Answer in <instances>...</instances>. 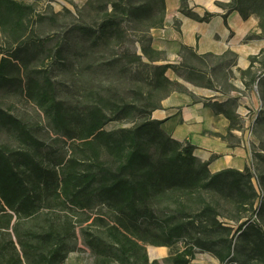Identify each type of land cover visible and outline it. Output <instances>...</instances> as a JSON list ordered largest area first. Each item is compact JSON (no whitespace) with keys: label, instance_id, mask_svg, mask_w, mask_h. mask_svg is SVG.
Here are the masks:
<instances>
[{"label":"trees","instance_id":"trees-1","mask_svg":"<svg viewBox=\"0 0 264 264\" xmlns=\"http://www.w3.org/2000/svg\"><path fill=\"white\" fill-rule=\"evenodd\" d=\"M28 1L0 0V35L11 42L8 48L0 45V97L21 92L44 114L51 131L65 140L55 142L69 146L60 154L34 127L0 105V127L12 130L21 144L0 146V264H65L76 248L72 243L77 225L73 216L61 221L44 212L54 208L84 215L105 211L86 227L92 216L79 223L95 264H160L149 261L147 246L168 248L169 264H192L197 252L209 253L220 264H264V226L259 222H264V172L257 176L254 158L243 171L212 174L209 163L194 155L192 144L175 140L163 130L162 121L152 118L166 97L186 92L167 77L168 70L197 87L221 91L206 71L188 62L198 60L208 68V60L215 58V68L226 73L236 65L235 56H199L183 47L181 64H159L165 54L152 48L150 33L165 26L166 0H89L82 10L76 9L80 21L73 33L83 46L79 58L99 53L107 69L143 63L150 72L131 98L92 89L77 102H67L43 70L48 64H65L63 48L69 41L47 49L48 39L27 37L35 15ZM187 1L181 6L186 17L209 22L214 16H199L188 9ZM224 9V19L232 12L244 20L257 16L261 34L246 40L264 39V0H231ZM130 31L140 34L145 64L141 55L118 51L131 43ZM230 56L233 63L227 62ZM260 65L264 67V49L242 72V79L250 78L244 81L247 88L260 82L255 70ZM198 79L203 82L196 84ZM239 98L209 100L205 105L229 119L230 130L240 129ZM255 120L253 127L257 124L262 130L264 113ZM113 122L133 125L106 130Z\"/></svg>","mask_w":264,"mask_h":264},{"label":"crops","instance_id":"crops-1","mask_svg":"<svg viewBox=\"0 0 264 264\" xmlns=\"http://www.w3.org/2000/svg\"><path fill=\"white\" fill-rule=\"evenodd\" d=\"M230 2L188 0L187 7L192 12L199 16L207 12L214 15L209 22H197L181 13L182 0H166L165 26L150 33L152 48L165 54V60L159 64H181L183 47L192 49L199 56L230 53L236 58V65L229 68V74L233 77L227 80L231 87L228 91L196 87L168 70L167 77L182 84L186 92H173L161 102V108L152 113L153 119L163 122L162 128L168 135L195 147L194 155L202 162L209 163L212 174L226 169L243 171L250 166L252 151L246 140L254 143L253 134L250 136L249 133L250 126L260 109V102L242 79V72L250 66V58L264 49V39L246 40L251 34H261L259 18L253 15L244 20L238 12H232L224 19V6ZM239 75L241 80L237 81ZM236 94L240 97L236 114L241 128L230 130V120L216 114L205 104L209 100L226 102ZM248 112L249 116H246ZM166 249L161 248V256L166 254Z\"/></svg>","mask_w":264,"mask_h":264},{"label":"rangeland","instance_id":"rangeland-1","mask_svg":"<svg viewBox=\"0 0 264 264\" xmlns=\"http://www.w3.org/2000/svg\"><path fill=\"white\" fill-rule=\"evenodd\" d=\"M89 0H29L28 2L33 4L35 7L34 21L30 24V31L27 37H32L33 40H45L48 39L49 43L46 46L47 49H54L53 45L59 41L67 40L64 45L63 51L67 59L65 64H48L46 69L42 65H37L43 72L49 73L52 79L56 82L57 88L59 89L58 96L66 100L67 102H77L81 99L83 93H87L92 89H98L106 94L118 93L121 96L132 97L135 90H137L141 84V79H146L147 74L150 70L143 65V63H135L129 65L128 68H105L103 65V57L101 54L89 53L85 60L79 58V52L82 51L83 46L81 45L79 39L73 33V27L80 21L78 16L77 8L81 9ZM67 10V11H66ZM42 16L40 19L38 16ZM93 16V14H92ZM91 16L87 17L85 21H90ZM130 44L125 49H118L119 53L130 51L133 55H142L140 43L138 41L139 35L135 32H129ZM11 42L9 38L0 35V45L8 48ZM51 51L50 55H52ZM46 55V54H45ZM234 57L230 56L227 58L228 63H233ZM144 64L147 63V59L143 56ZM218 59L212 58L208 60V68L199 63L198 60H192L188 62L190 66L202 69L207 72V78L213 80L214 86L221 91L230 90V86L227 80L230 76L229 72H222L215 68L218 65ZM93 66V68H92ZM34 70V69H33ZM260 78V82L257 84V91L254 89V84L250 86L251 92L260 102V109L257 111L254 120L258 116L264 113V67L260 65L255 69ZM46 73H42L44 75ZM184 73V70H182ZM84 74V76H82ZM175 76L180 77L184 82L187 81L186 76L182 77L178 73L173 72ZM237 81L241 80L240 75L236 78ZM203 82V79H198L196 84ZM250 82V78H245V83ZM197 87V86H196ZM200 87V86H198ZM203 88V87H200ZM208 94H212L210 91H206ZM0 105L7 111L18 119L28 123L36 130L38 137L48 144L58 148L59 153L64 155L68 149L69 143L55 142V140H62L56 134L51 131V127L45 118L44 114L32 103L29 102L21 92H5L0 97ZM256 121V120H255ZM133 125L132 122H113L106 126V130L112 131L120 128H128ZM260 127L254 124L252 127L253 142L251 143V151L253 153V158L256 164V174L257 176L264 172V128L260 131ZM8 145L13 148H18L21 144L18 141L15 133L12 130L3 129L0 127V146ZM260 155L261 157H256ZM45 213L51 214V217H58L61 221L66 220L65 216H73L76 222V238L72 244H76L75 251L68 255L65 264H95V256L92 252L84 245L83 236L81 232V224L86 215L92 216L88 223H84L83 227L87 224L93 222V219L98 213L105 214L100 209H96L91 212L88 211L86 215L83 213L72 212L65 208H54L53 210H44ZM105 218L104 215H100ZM222 219V218H221ZM256 218L252 219L255 220ZM225 221L224 219H222ZM248 219H245L246 221ZM250 219V221H252ZM259 222L264 226V222L259 219ZM182 244H179L178 248H181ZM155 248L161 250V248H156L153 246H147V255L149 261L158 260L160 264H169L166 261L171 254L170 250L166 249L165 255H160L153 257L151 250ZM192 264H220L217 259L212 255L205 252H197L196 258Z\"/></svg>","mask_w":264,"mask_h":264},{"label":"built area","instance_id":"built-area-1","mask_svg":"<svg viewBox=\"0 0 264 264\" xmlns=\"http://www.w3.org/2000/svg\"><path fill=\"white\" fill-rule=\"evenodd\" d=\"M257 84L258 83H255L254 84V89L257 91ZM235 96H238L237 94L235 95ZM246 116H249V112L246 114ZM253 123H254V120H253V122H252V124H251V126H250V136H252V128L251 127H253ZM246 143H248V144H250L251 145V140H249V139H247L246 140ZM252 165V161H251V163H250V166Z\"/></svg>","mask_w":264,"mask_h":264},{"label":"bare ground","instance_id":"bare-ground-1","mask_svg":"<svg viewBox=\"0 0 264 264\" xmlns=\"http://www.w3.org/2000/svg\"><path fill=\"white\" fill-rule=\"evenodd\" d=\"M151 254H152L153 257L159 256L160 255V250H157V249L153 248L151 250Z\"/></svg>","mask_w":264,"mask_h":264}]
</instances>
